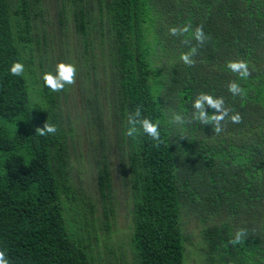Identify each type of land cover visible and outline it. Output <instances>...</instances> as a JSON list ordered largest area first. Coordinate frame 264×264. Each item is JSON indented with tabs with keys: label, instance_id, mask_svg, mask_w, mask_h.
<instances>
[{
	"label": "trees",
	"instance_id": "16d2710c",
	"mask_svg": "<svg viewBox=\"0 0 264 264\" xmlns=\"http://www.w3.org/2000/svg\"><path fill=\"white\" fill-rule=\"evenodd\" d=\"M43 4L0 0V251L9 264H100L91 238H104L96 235L102 227L111 233L114 144L129 189L132 264H185L189 242L198 264H264V0H60V27L72 22L86 63V49H99L102 80L110 86L99 102L94 65V99L81 107L101 202L97 216L93 197L78 193L68 159L75 121L61 118L60 92L42 81L53 66L41 76L34 68V52L50 56L52 44L41 29ZM187 23L193 31L203 26L209 37L203 46L182 43L190 34H169V27ZM192 46L195 64L188 66L180 56ZM238 59L251 72L243 80L226 66ZM13 61L23 63L21 76L10 73ZM233 80L244 95L228 92ZM200 92L223 97L242 122L226 117L219 134L198 121L171 124L173 113L190 117ZM138 106L159 124L158 145L143 133L125 134ZM46 121L56 134L36 133ZM238 228L248 235L233 246L228 240Z\"/></svg>",
	"mask_w": 264,
	"mask_h": 264
},
{
	"label": "rangeland",
	"instance_id": "374dc122",
	"mask_svg": "<svg viewBox=\"0 0 264 264\" xmlns=\"http://www.w3.org/2000/svg\"><path fill=\"white\" fill-rule=\"evenodd\" d=\"M43 1L45 11L41 29L47 31L48 37L50 38L49 42L52 41V44H49L48 53L50 56L43 52L42 55H39L36 51L34 52V68H36V74L39 76H41V72L46 70L47 67L53 66L51 69L54 71L55 64L57 63L55 58L61 53L65 56L68 55L67 58L73 61V64L78 70V74H76L75 77V83L73 85H66L64 91L59 93L58 103H60L61 108H63L61 118L64 121H66L67 118L72 119L75 121L72 123L76 125L75 134L73 137L72 135L68 137V159L72 163V173L77 179L76 184L78 187V193L86 196L89 195L94 198H91V200L94 201V213L95 216H97L99 212L102 211L101 202L99 200L95 174L92 173V169L88 164L91 143L89 140L87 141L86 138V136L89 135L87 132L89 131V128L85 126V120L81 117V107L87 102L88 98L94 99V96L92 97V94H90L91 90H93V85L91 83L93 77L91 73L94 65H96L95 72H99L95 78V81L98 83L97 91H100V94H98L99 102L103 101V95L108 93L110 86H107L108 84L105 86L102 80L103 74L100 73V70L102 69V66L100 65L101 52L99 49H86L88 53V63H86L83 58V55L85 54L81 43L74 37L75 32L72 22H69L66 28L60 27V24L58 23L57 12L60 9V0ZM62 42H66L67 45L64 43L61 44ZM95 43H97L98 46V38L95 40ZM65 56H63L62 60L58 61H63ZM67 58L64 62L68 60ZM39 59L41 60L39 61ZM86 70L90 71V75L84 77L82 80L81 77L86 74ZM81 74L83 76H81ZM38 79L41 80L39 77ZM111 130V138L114 140L113 134L115 130L112 128L110 131ZM72 141H74L75 144H73ZM73 146L74 149H72ZM116 150L114 144L111 147V156L108 160L111 166V188L113 190L111 193V200L114 212L112 214V222L110 223L111 233L110 235L105 236L107 231L105 232L103 230L104 227H102L96 235L104 236V238H100L98 241L91 238L92 251L96 260L99 261L100 264H132V252L129 246V189L127 181L122 178L119 172L118 152ZM187 230L190 233L192 231V229ZM191 240L193 241V237ZM187 246L188 250L186 253L185 264H198L199 260L194 254L193 246H190V242ZM108 248L111 252H109Z\"/></svg>",
	"mask_w": 264,
	"mask_h": 264
},
{
	"label": "clouds",
	"instance_id": "9594fccd",
	"mask_svg": "<svg viewBox=\"0 0 264 264\" xmlns=\"http://www.w3.org/2000/svg\"><path fill=\"white\" fill-rule=\"evenodd\" d=\"M169 34L172 36L183 37L185 34H190V39L182 40L184 44H190L191 39H195L198 45L203 46L209 37L205 34L202 25H197L193 31L191 23L183 26L169 27ZM197 54L196 46H192L188 52L181 53L180 59L184 64L193 66L195 61L193 57ZM227 68L243 80L251 75L249 64L246 60H229L226 62ZM13 76H21L24 73V65L19 61H13L9 68ZM77 74L76 66L72 63L58 61L55 64L54 71H46L42 74V81L44 85L52 92H61L66 85H73ZM227 90L233 96L244 95V90L235 80L229 81ZM209 106L214 109L209 114L205 107ZM192 113L190 117L185 118L180 113H173L170 117V123L173 125H184L192 121H198L202 125H211L214 133L219 134L223 131L222 122L225 118H229L232 123L239 124L242 122V117L239 113H231V109L225 107L223 97H214L212 94L200 92L196 95L192 102ZM128 127L125 134L129 137L135 138L138 134L143 133L151 138L157 145L161 142L160 126L157 122H153L148 117L143 116L141 108L138 106L133 112L129 113L127 118ZM57 127L54 124L45 122L43 127H37L36 133L40 136L49 134H56ZM248 235L246 228H238L233 237H230L228 243L235 246L244 242ZM0 264H9V261L4 251H0Z\"/></svg>",
	"mask_w": 264,
	"mask_h": 264
}]
</instances>
